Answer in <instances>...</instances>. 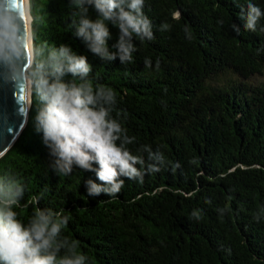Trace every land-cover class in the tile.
Instances as JSON below:
<instances>
[{
	"label": "trees",
	"instance_id": "trees-1",
	"mask_svg": "<svg viewBox=\"0 0 264 264\" xmlns=\"http://www.w3.org/2000/svg\"><path fill=\"white\" fill-rule=\"evenodd\" d=\"M248 2L264 9V0H145L155 39L135 40L133 61L121 64L74 37L70 0H32L36 42L86 55L90 83L116 93L113 115L136 138L130 147L159 148L165 163L143 183L126 179L116 197L90 198L83 182L94 173L50 169L31 99L26 126L0 157V172L25 184L19 218L62 212L63 234L90 264H264V18L256 32L243 30Z\"/></svg>",
	"mask_w": 264,
	"mask_h": 264
},
{
	"label": "clouds",
	"instance_id": "clouds-1",
	"mask_svg": "<svg viewBox=\"0 0 264 264\" xmlns=\"http://www.w3.org/2000/svg\"><path fill=\"white\" fill-rule=\"evenodd\" d=\"M70 3L76 9L73 16L78 17L71 25L74 37L101 60L131 63L137 51L135 40L155 39L152 20L144 13L145 0ZM232 3L238 4V0ZM31 7L32 0H25L27 13ZM239 18L243 30L256 32L264 9L248 2L240 7ZM111 27L118 30V36L110 46ZM231 29L236 36L241 34L236 25ZM259 30L264 31V25H259ZM29 40L32 62L27 76L35 106L33 127L48 151L53 172L65 176L77 169L94 173L95 180L88 178L83 183L86 195L95 198L102 194L116 197L126 179L143 183L146 175L161 171L165 156L159 148L153 151L144 144L133 151L130 147L136 138L113 115L118 111L116 93L106 85L90 83L92 67L87 56L68 44H38L35 29L25 30L11 0H0V77L21 82L13 77L22 71L24 44ZM145 66H152L150 58L145 59ZM25 190L17 173L0 172V264H90L89 257L78 252L75 242L63 234L69 217L62 212L37 208L26 222L19 218L17 209L27 207L22 204ZM39 199L33 197L37 204Z\"/></svg>",
	"mask_w": 264,
	"mask_h": 264
},
{
	"label": "water",
	"instance_id": "water-1",
	"mask_svg": "<svg viewBox=\"0 0 264 264\" xmlns=\"http://www.w3.org/2000/svg\"><path fill=\"white\" fill-rule=\"evenodd\" d=\"M12 6L19 10L24 21L25 30L27 22L25 16L24 0H11ZM28 42L24 44L22 56V71L13 80V83L0 77V157H2L14 144L26 126L31 98L28 91L27 71L32 60L28 59Z\"/></svg>",
	"mask_w": 264,
	"mask_h": 264
},
{
	"label": "bare ground",
	"instance_id": "bare-ground-1",
	"mask_svg": "<svg viewBox=\"0 0 264 264\" xmlns=\"http://www.w3.org/2000/svg\"><path fill=\"white\" fill-rule=\"evenodd\" d=\"M24 3H25V0H24ZM25 16H26V22H27V30L29 32H31L30 23H31L32 18L30 16V14L26 12V10H25ZM30 48H31V40H29V42H28V59H29V62L31 60V51H30Z\"/></svg>",
	"mask_w": 264,
	"mask_h": 264
}]
</instances>
